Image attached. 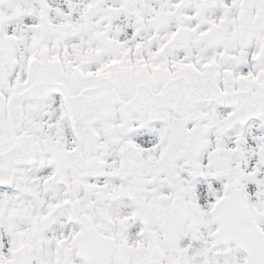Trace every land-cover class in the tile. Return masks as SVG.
I'll return each mask as SVG.
<instances>
[{
	"label": "snow or ice",
	"instance_id": "obj_1",
	"mask_svg": "<svg viewBox=\"0 0 264 264\" xmlns=\"http://www.w3.org/2000/svg\"><path fill=\"white\" fill-rule=\"evenodd\" d=\"M0 264H264V0H0Z\"/></svg>",
	"mask_w": 264,
	"mask_h": 264
}]
</instances>
